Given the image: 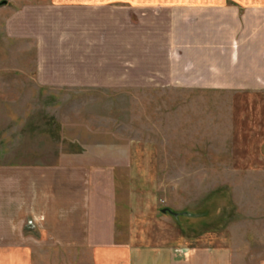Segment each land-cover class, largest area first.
Masks as SVG:
<instances>
[{"label": "rangeland", "instance_id": "rangeland-1", "mask_svg": "<svg viewBox=\"0 0 264 264\" xmlns=\"http://www.w3.org/2000/svg\"><path fill=\"white\" fill-rule=\"evenodd\" d=\"M199 1L213 8L204 23L188 12L169 47L166 14L138 20L122 0L108 10L77 8L90 0H0V202L7 211L10 194L51 193L44 214H18L20 230L6 239L18 244L1 249L0 264L91 262L69 248L73 230H59L67 166L89 171L100 197L92 202L114 208L119 230L126 212L117 207L146 188L156 196L147 231L159 223L183 246L208 236L219 264H264V91L219 88L221 62L209 55L231 41L230 21L256 22L244 10L264 23V0H150L183 13Z\"/></svg>", "mask_w": 264, "mask_h": 264}, {"label": "crops", "instance_id": "crops-1", "mask_svg": "<svg viewBox=\"0 0 264 264\" xmlns=\"http://www.w3.org/2000/svg\"><path fill=\"white\" fill-rule=\"evenodd\" d=\"M122 1L123 2H118L121 6H123L122 8L128 9L130 13L134 14L133 16L138 17V20L140 19L139 16L144 15L146 11L153 10L155 13L160 11L166 14L167 24H170L167 25V37H169V43L168 41L167 43L169 44V47L174 46L172 44V40L174 38L173 32L176 29L175 27L177 23L184 22V17L188 16V12L191 11V13H194V11H196V15L202 18V20L199 21H202L203 24V20L206 16H208V11L213 9L209 6H202L204 3H201V1H199L201 7L193 6L194 4L191 3L192 6H189L187 8V12L184 13L180 10L181 8L173 7V5L170 4L164 5L157 2L153 3L150 2V0ZM115 3V0H90L88 4H85V2H78L76 4L79 5L77 7L79 9L105 10L107 8H114ZM206 3L212 2L209 1ZM195 5H197V3H195ZM239 7L242 9V7H246V5L239 3ZM261 7L263 8H260V11L264 14V2L261 4ZM215 10L220 13L233 11L236 18L239 16V11L236 7H232L231 9L216 7ZM244 11L245 12H243L242 16L247 14L253 15V20L255 19L256 22L242 20L241 22H238V25H234L233 22L230 21V28L234 32L233 34L230 32V36L232 38L231 41L228 45L220 43L224 44V46H217L212 53L209 51V55H218L217 59L221 62V65L218 66L217 74L218 78L222 79L221 83L224 84L219 85V88H234L235 90L241 91H264V23L258 22L259 19L257 17L256 8H250ZM10 18L11 17L9 16V20ZM153 21L157 22V19ZM8 23H10V21ZM197 35L198 34H196L195 37H197ZM193 36L194 34L191 33V37ZM248 38H250L249 45H247L244 49H241V46H243L241 43L246 42ZM191 46H198V48L204 47V45L201 46L193 43ZM170 52L171 51H169V55ZM195 75L194 73L188 74L186 79L193 78ZM232 79H234L233 82H235L233 85L226 84L227 81L229 82V80ZM60 169H69L68 175L71 174L73 178L71 181L68 177L66 178L64 172L62 173V178L66 179L70 186H65L64 191L58 190L57 193V198L59 200V230L61 232L62 230L65 231V229L73 230L74 241L68 246L69 248H73L75 254L81 256L89 254L91 256L89 259L91 262L89 264L218 263L211 261L213 249L210 248L208 236H199L195 242H187L186 245L183 246L178 245L177 242L172 243L166 234L168 231L161 228L159 223L154 225L153 230H146L147 215L150 213L152 206L156 204L155 194L149 193L148 196L146 188L135 187L134 191H138L130 196L127 195L125 204L122 203L121 207H117V209H122V211L124 209L126 212L125 223L122 222V229L119 230L115 226V222L118 221H115L114 218V208L110 209V212H108L107 208L104 207L106 203L101 202L100 204L98 201L97 205L99 204V206L97 208V205L95 206V203L92 202V197H98L99 199L100 197L98 192L94 194L92 190L89 191L91 188V181L89 180L91 177L89 176V171L84 169L83 166L59 167V172ZM45 173L46 172H44V174ZM47 184L50 185L49 182H47ZM33 191L34 189L32 190V194H28V197L27 194H25L24 199L22 198L23 200H19L16 196H12L10 194V199L7 203L9 205L7 211L2 208L4 203L2 201L0 202V253L1 249H7V247L12 248L18 244L13 240L10 241L11 239L9 241L6 240L16 236L17 232L20 230V226L17 221H20L21 219L18 214H23L24 211H27V213L28 211H32L33 213V207L37 208L35 209L36 211L38 209H41L43 212L45 211L43 203H45V200L46 202L49 200L51 193L45 190V193L35 194ZM103 193L104 192H102V194ZM106 195L108 196L107 193ZM37 196H39L40 201H35ZM62 199H65L66 201L62 202ZM19 204L21 205V208L19 209L20 211H18L16 207V205ZM46 204V208L48 209L49 204ZM94 206L97 210L102 207L103 212L100 213L99 211H95V213H91V209H94ZM43 212L38 210L35 213ZM7 214L10 216L6 217ZM71 215L73 219H69ZM154 220L155 224L159 222V216L155 215ZM60 246L62 245L60 244ZM217 250L219 254V250L224 252L221 257H218V259L221 260H224L223 256L225 255V251L230 252V248L228 247L226 249L225 247H222L221 249L217 248Z\"/></svg>", "mask_w": 264, "mask_h": 264}, {"label": "water", "instance_id": "water-1", "mask_svg": "<svg viewBox=\"0 0 264 264\" xmlns=\"http://www.w3.org/2000/svg\"><path fill=\"white\" fill-rule=\"evenodd\" d=\"M5 4V2H1L0 5Z\"/></svg>", "mask_w": 264, "mask_h": 264}]
</instances>
